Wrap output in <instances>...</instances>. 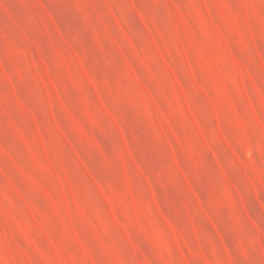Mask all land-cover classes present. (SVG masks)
I'll return each mask as SVG.
<instances>
[{
  "label": "rangeland",
  "instance_id": "rangeland-1",
  "mask_svg": "<svg viewBox=\"0 0 264 264\" xmlns=\"http://www.w3.org/2000/svg\"><path fill=\"white\" fill-rule=\"evenodd\" d=\"M0 264H264V0H0Z\"/></svg>",
  "mask_w": 264,
  "mask_h": 264
}]
</instances>
